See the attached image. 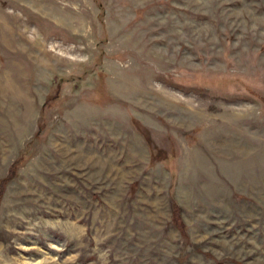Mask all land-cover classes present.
I'll return each mask as SVG.
<instances>
[{
  "label": "rangeland",
  "instance_id": "obj_1",
  "mask_svg": "<svg viewBox=\"0 0 264 264\" xmlns=\"http://www.w3.org/2000/svg\"><path fill=\"white\" fill-rule=\"evenodd\" d=\"M0 264H264V0H0Z\"/></svg>",
  "mask_w": 264,
  "mask_h": 264
},
{
  "label": "trees",
  "instance_id": "obj_2",
  "mask_svg": "<svg viewBox=\"0 0 264 264\" xmlns=\"http://www.w3.org/2000/svg\"><path fill=\"white\" fill-rule=\"evenodd\" d=\"M178 210H179V208H174V210H173L174 211L173 220H174L175 223L180 225L181 228H183V224L180 222L179 217H178Z\"/></svg>",
  "mask_w": 264,
  "mask_h": 264
}]
</instances>
